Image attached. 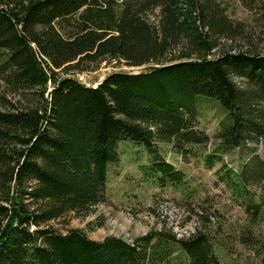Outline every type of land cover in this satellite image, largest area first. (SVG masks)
<instances>
[{"label": "trees", "instance_id": "1", "mask_svg": "<svg viewBox=\"0 0 264 264\" xmlns=\"http://www.w3.org/2000/svg\"><path fill=\"white\" fill-rule=\"evenodd\" d=\"M240 1L264 26V0ZM226 8L219 0H0V264H169L180 249V264H215L199 227L176 237L164 223L127 241L49 224L106 201L120 139L143 144L163 176L183 182L158 144L182 154L209 142L197 125L200 97L228 112L207 168L221 160L218 149L251 150L235 184L261 223V237L244 240L257 241L264 264V54ZM103 61L145 70L113 71L94 87L59 73Z\"/></svg>", "mask_w": 264, "mask_h": 264}, {"label": "rangeland", "instance_id": "2", "mask_svg": "<svg viewBox=\"0 0 264 264\" xmlns=\"http://www.w3.org/2000/svg\"><path fill=\"white\" fill-rule=\"evenodd\" d=\"M219 1L227 7L234 23L244 24L251 46L264 54V26L259 16L240 0ZM239 43L240 39L232 43L234 49L239 48ZM143 70L145 66L129 67L103 61L86 72L59 73L94 87L113 71L138 73ZM200 100L197 125L209 136V142L189 144L182 154L176 153L170 144H158L161 156L184 173L183 182L172 183L173 177L163 176L151 161L154 154L143 144L129 138L120 139L116 146L118 159L107 167L106 201L95 205L87 216L69 213L49 224L61 232L81 229L95 240L116 235L127 241L158 229L164 223L172 227L176 237L187 236L194 227H199L212 243L215 264H261L257 241L244 240L247 235L261 237V223L258 215L252 222L251 213H246L243 204L246 198L237 194L236 184L241 185L235 180V173L251 150L246 147L218 149L215 153L221 160L207 168L214 160L210 154L218 145L215 132L228 112L214 98L200 97ZM257 152L264 154L261 145ZM254 197L257 202V194ZM180 251L172 253L169 264H180L178 258L185 254L182 249Z\"/></svg>", "mask_w": 264, "mask_h": 264}, {"label": "water", "instance_id": "3", "mask_svg": "<svg viewBox=\"0 0 264 264\" xmlns=\"http://www.w3.org/2000/svg\"><path fill=\"white\" fill-rule=\"evenodd\" d=\"M100 82H101V81H100ZM100 82H99V83H100ZM99 83H98V84H99Z\"/></svg>", "mask_w": 264, "mask_h": 264}, {"label": "bare ground", "instance_id": "4", "mask_svg": "<svg viewBox=\"0 0 264 264\" xmlns=\"http://www.w3.org/2000/svg\"><path fill=\"white\" fill-rule=\"evenodd\" d=\"M139 73V72H138Z\"/></svg>", "mask_w": 264, "mask_h": 264}]
</instances>
